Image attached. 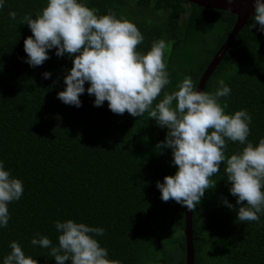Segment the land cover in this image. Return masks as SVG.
I'll list each match as a JSON object with an SVG mask.
<instances>
[{
    "label": "trees",
    "instance_id": "16d2710c",
    "mask_svg": "<svg viewBox=\"0 0 264 264\" xmlns=\"http://www.w3.org/2000/svg\"><path fill=\"white\" fill-rule=\"evenodd\" d=\"M97 15L112 13L132 22L143 35L136 50L146 53L152 43L171 41L165 52L171 93L185 75L194 87L232 30L236 17L178 0H84ZM46 0H6L0 7V161L23 184L18 200L9 202V220L0 227V260L16 241L37 264H56L49 249L30 244L39 233L57 244L54 221L72 219L102 227L95 236L108 259L120 264H185L184 206L160 199L156 182L171 176L176 166L171 151L155 149L166 128L147 112L133 117L93 106L94 96L79 95L80 107L57 98L71 58L56 57L30 67L22 58L23 40L31 32L24 16L34 18ZM16 12V19L8 17ZM252 17V16H251ZM251 17L239 30L204 91L214 92L217 81L230 88L227 113L245 109L251 116L246 140L264 137V34L249 29ZM76 55V54H73ZM51 75L44 79L43 72ZM88 84L85 82V88ZM174 103V102H173ZM244 145L226 140L224 155ZM199 203L190 210L193 264H264V211L256 221L236 219L220 162ZM264 191V188H262ZM226 197L233 209L220 203ZM246 201H242L241 205ZM39 237L37 236V239ZM70 264V261H65Z\"/></svg>",
    "mask_w": 264,
    "mask_h": 264
},
{
    "label": "clouds",
    "instance_id": "9594fccd",
    "mask_svg": "<svg viewBox=\"0 0 264 264\" xmlns=\"http://www.w3.org/2000/svg\"><path fill=\"white\" fill-rule=\"evenodd\" d=\"M5 2L0 0V7ZM226 3L231 5L232 0ZM252 7L254 13L248 27L258 26L264 34V0H253ZM96 13L84 0H46L34 18L23 17L21 23L27 24L31 35L23 40L26 58L22 59L30 67L39 66L49 59V50L55 49L56 57H70L72 65L63 77V91L57 92L62 103L80 107L79 95L87 92L94 96L93 106L107 101L108 109L115 114L127 111L139 117L147 112L158 127L167 129L155 149L161 153L170 149V163L176 170L173 175L164 176L163 182H156L162 201L171 198L193 209L205 190L213 187L209 178L223 162L224 177L231 182L228 192L239 206L235 209L236 219L258 220V214L264 211V137L255 145L246 140L251 122L247 110L225 111L227 104H221L219 98L227 97L230 88L221 79L214 92L198 91L191 77L185 75L175 85L176 90L165 91L153 106L169 84L164 57L171 41L156 40L146 53H141L136 46L143 41V35L132 22L117 19L112 13ZM8 17L15 20L16 12L9 11ZM50 75L47 71L42 73L44 79ZM226 140L244 147L226 158ZM22 193V182L0 161V227L8 223L9 202L18 200ZM242 201L246 203L241 205ZM220 203L230 210L234 207L226 197ZM53 224L58 233L57 244L39 233L30 239V244L49 249L56 264H120L108 259L107 249L95 239L103 235L102 227L72 219ZM9 248L0 264H37L16 241H11Z\"/></svg>",
    "mask_w": 264,
    "mask_h": 264
},
{
    "label": "water",
    "instance_id": "95a60500",
    "mask_svg": "<svg viewBox=\"0 0 264 264\" xmlns=\"http://www.w3.org/2000/svg\"><path fill=\"white\" fill-rule=\"evenodd\" d=\"M189 5H196L204 9L223 11L230 13L236 17L235 24L227 36L224 43L220 46L218 51L212 57L209 64L203 71L198 84L196 86L198 91L204 90L207 80L212 75L214 69L219 64L225 53L230 48L239 30L244 26L247 20L253 15L254 9L252 7L253 0H232L231 5L226 3V0H178ZM185 236V264H193V249H192V234L190 224V210L184 206V229Z\"/></svg>",
    "mask_w": 264,
    "mask_h": 264
}]
</instances>
